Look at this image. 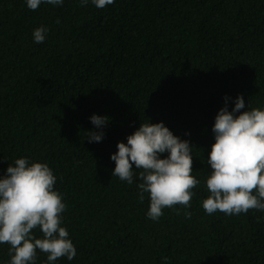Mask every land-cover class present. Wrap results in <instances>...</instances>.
Here are the masks:
<instances>
[{
	"label": "trees",
	"instance_id": "obj_1",
	"mask_svg": "<svg viewBox=\"0 0 264 264\" xmlns=\"http://www.w3.org/2000/svg\"><path fill=\"white\" fill-rule=\"evenodd\" d=\"M41 25L47 37L34 43ZM237 94L240 111L264 108V0H115L103 9L64 0L35 11L0 0V174L21 156L53 170L76 247L55 264H264V211L201 207L214 116ZM93 113L110 120L89 143ZM148 120L193 146L200 184L190 218L181 205L147 218L136 177L111 175L117 141ZM8 247L0 244V264ZM45 260L37 251L36 264Z\"/></svg>",
	"mask_w": 264,
	"mask_h": 264
},
{
	"label": "clouds",
	"instance_id": "obj_2",
	"mask_svg": "<svg viewBox=\"0 0 264 264\" xmlns=\"http://www.w3.org/2000/svg\"><path fill=\"white\" fill-rule=\"evenodd\" d=\"M115 0H78L98 9ZM64 0H25L35 11L41 4L63 5ZM59 23V21H57ZM49 29L38 26L32 31L34 43L45 41ZM229 96L214 116V136L206 159L210 173L205 178L208 195L201 200L206 214L217 211L238 215L250 209L264 211V108L245 109L241 94L228 108ZM92 129L85 130L89 143L100 142L110 117L93 113L89 116ZM188 133H186L187 135ZM192 145L167 127L163 121L140 122L117 141L112 176L127 184L137 179L138 199L148 194L146 217L156 221L164 208L181 205L185 218L191 217L192 191L200 180L192 175ZM167 153L166 156L162 155ZM56 175L47 162L21 156L8 164L0 174V244H7V264H36L37 251L46 254L42 264H55L60 257L68 261L76 256L68 230L62 225L66 209L63 194L54 188ZM179 212V209H176ZM42 234L37 237L34 230Z\"/></svg>",
	"mask_w": 264,
	"mask_h": 264
}]
</instances>
